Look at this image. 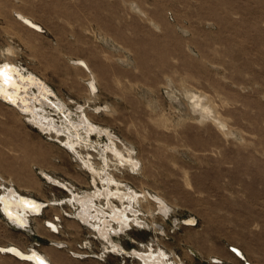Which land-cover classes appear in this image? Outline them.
<instances>
[{"label":"rangeland","instance_id":"rangeland-1","mask_svg":"<svg viewBox=\"0 0 264 264\" xmlns=\"http://www.w3.org/2000/svg\"><path fill=\"white\" fill-rule=\"evenodd\" d=\"M16 11L43 30L25 25ZM8 56L71 109L84 105L119 136L124 152L133 147L139 174L115 171L119 160L110 153L115 175L172 205L168 216L156 210L150 227L134 225L116 236L130 252L162 247L180 264H245L233 245L252 264H264V0H0V60ZM77 58L88 60L98 76L99 95L90 101L89 72L74 64ZM195 95L202 108L213 110L212 120L201 121ZM96 106L106 112L94 113ZM29 116L0 97V193L12 184L61 202L70 190L45 178L42 168L76 191L94 190L91 173L73 151L65 152L64 142ZM217 118L224 128L213 123ZM94 139L109 142L106 136ZM142 202V215L152 222L149 201ZM72 210L68 203L48 206L30 217L29 228L41 220L59 235L54 245L74 258L143 264L131 253L105 248L101 236L67 214ZM0 215L11 225L0 241L27 230ZM56 217L58 232L46 223ZM69 221L75 227L67 228ZM41 248L34 239L27 249Z\"/></svg>","mask_w":264,"mask_h":264},{"label":"bare ground","instance_id":"bare-ground-1","mask_svg":"<svg viewBox=\"0 0 264 264\" xmlns=\"http://www.w3.org/2000/svg\"><path fill=\"white\" fill-rule=\"evenodd\" d=\"M15 16L30 28L36 30H38L37 28H42L33 17L22 11H16ZM77 60L78 62L74 64L89 72L87 73L89 76V83L87 84L89 97L87 100L90 101L92 95L96 97L99 95L97 92L98 76L88 60L82 58H77ZM6 66L11 76L6 80L0 72V97L12 103L22 113L29 114V121L31 120L41 131L43 130L51 135L52 138L61 140V142L69 146L71 149H65V152L70 153V150L74 152L73 154L77 157L78 164L91 173L92 180L90 182L94 186V190L83 189L76 191V189L71 187V185L75 187L72 182L61 180L46 171L45 168H42L45 178L48 177V180L54 182V184L68 188L70 194L61 202H58L59 198L51 202L49 199H39L30 193H22L19 188L12 184L3 185V191L0 193V209L3 210L4 216L8 221L18 227H25L31 222L30 215L41 216L48 206L68 203L75 208V211H67V214L78 218V220L80 219L94 231L96 230L95 232L105 241V248H110L115 253H131L138 256L143 264H180L179 260L174 259L171 261L168 251L162 247L157 249L147 248L146 250L135 248L133 252H130L120 240H117L119 235L126 233L134 225L150 227L155 220L156 210L164 216H168L170 211H172V205L163 195L159 193L153 194L146 189L140 191L129 182H124L123 178H118L115 175L116 173L113 172L112 164H114V158L110 153H113L114 157L119 160V165H115V171L118 170L121 173V171L129 170L134 174H139L136 171L140 168L138 167L140 158H137L134 148L129 146L127 147V153L124 152L118 145L119 136L112 133L109 127H105L95 121L84 105H79L78 110L76 109L77 111L71 109L65 101L56 96V93L44 80L34 75L35 73L25 72L22 69L23 67L17 64L11 56L0 60V69ZM32 86H36L37 91L36 93L34 91L35 94L31 93ZM54 95L56 96L55 99L53 98ZM195 96L197 98L195 106L200 108L199 111L201 117H203L200 120L204 122L209 120V118L212 120L211 111L213 110L209 108V104H207L208 108L204 106L202 108L201 97L199 95ZM93 111L96 114H101L106 112V109L96 106ZM220 121L219 118L217 120L213 119V123L222 128L223 125L221 123L223 124V122L220 123ZM165 122H167L166 119ZM95 135L99 137L106 136L109 142L102 143V141L95 140ZM116 162L115 164H117ZM121 176H124V174ZM2 177L1 173L0 180ZM25 180L27 181V178ZM142 201H149L147 203L148 210L146 211L151 213L152 222L145 215H142V213H145L142 207L139 206ZM152 205H154V209H152ZM195 221L194 218H191L188 222L194 223ZM51 223L57 227V230L60 229L58 222L51 221ZM12 250L19 255H24L17 249V246L12 248ZM22 251L25 252L24 250ZM48 260L50 261V259ZM246 260L248 259L246 258ZM50 263L52 264V262ZM121 264L127 263L122 262Z\"/></svg>","mask_w":264,"mask_h":264},{"label":"crops","instance_id":"crops-1","mask_svg":"<svg viewBox=\"0 0 264 264\" xmlns=\"http://www.w3.org/2000/svg\"><path fill=\"white\" fill-rule=\"evenodd\" d=\"M63 145L66 146L68 149H71L69 146H67L65 144H63ZM78 222H80V220H78ZM67 223H68V225L66 224L67 228L70 229L71 227H75V222L69 221ZM78 224H80V223H78ZM0 227H3L5 229V230H1V228H0V235L4 231H10L8 229V227H11V225L8 222H6L5 218L1 215H0ZM26 229L27 230L24 231L25 233H23V230H21V231L18 230V232L16 233L17 235L15 234L14 237H10V235H7L4 241H0V246H3V247L17 246V247L21 248V250H24L26 252V250H28L27 248L29 247V244L32 243V241L34 239H37V240H40L42 242V248L40 250H37V251H39V253L43 254L45 257L50 259V262H52V264H69L70 261H85V262H87V261L88 262L98 261L97 258H91V257L90 258H84V259L74 258V257L70 256V254H68V251L64 250L63 248H59L58 246H55L54 243L57 244L58 240H60V239H58L59 235L54 234L53 232L49 231V229L46 226H44V224L41 222V220L37 219L32 228H26ZM1 231H2V233H1ZM72 236H74V235H72ZM73 240H75L74 237H73ZM49 241H52L53 243L49 244L48 243ZM65 242L69 246V241L65 240ZM26 246H28V247L25 248ZM112 253L115 254L114 252H112ZM114 259H115V257H111L112 261ZM98 262L100 264H102L100 261H98ZM0 264H33V263H31L27 260L20 259L17 256L10 254L8 252L0 251ZM110 264H114V263L112 262Z\"/></svg>","mask_w":264,"mask_h":264},{"label":"water","instance_id":"water-1","mask_svg":"<svg viewBox=\"0 0 264 264\" xmlns=\"http://www.w3.org/2000/svg\"><path fill=\"white\" fill-rule=\"evenodd\" d=\"M39 31H42L43 28H37ZM0 72H1V75H3V77L8 80L9 77L11 76L8 71L5 72V68H1L0 69ZM48 226H51L53 228V230L57 231V227L53 226L52 223H50L49 221L46 222ZM24 228H29V225L25 226ZM60 242H57V244H59ZM63 245V244H61ZM12 248H16V246H8V247H3V246H0V251L2 252H8L10 254H13L15 256H17L18 258L20 259H23V260H29V261H32L34 262L35 264H51L50 261L44 257L43 254L39 253L37 250L35 249H31L27 252H23L19 247H17V249H19L24 255H19L17 254L15 251L12 250ZM230 248L238 255L240 256L244 261H245V264H252L250 261L246 260V257L244 256V254L242 253V250L238 247H235L233 245L230 246ZM74 255L76 256H86L85 254H80V253H76V252H73ZM96 255V254H95ZM100 258H102V256H100ZM215 261H219V262H222L223 260L222 259H213Z\"/></svg>","mask_w":264,"mask_h":264},{"label":"flooded vegetation","instance_id":"flooded-vegetation-1","mask_svg":"<svg viewBox=\"0 0 264 264\" xmlns=\"http://www.w3.org/2000/svg\"><path fill=\"white\" fill-rule=\"evenodd\" d=\"M68 189V188H67ZM69 190V189H68ZM1 210V209H0ZM2 211V214L4 215V212H3V210H1ZM32 215H30V217H31ZM50 223H51V221L50 220H48ZM31 222H29V224H30ZM29 224H27V225H29ZM87 224V223H86ZM88 225V224H87ZM89 226V225H88ZM137 226V225H136ZM90 227V226H89ZM20 228H24V227H20ZM133 228V227H132ZM92 229V228H91ZM93 230V229H92ZM96 231V230H95ZM95 231H94V233H95ZM56 232H58V230L56 231ZM94 235V234H93ZM96 235H97V233H96ZM100 236V235H99ZM102 240H103V238H102ZM101 240V241H102Z\"/></svg>","mask_w":264,"mask_h":264},{"label":"built area","instance_id":"built-area-1","mask_svg":"<svg viewBox=\"0 0 264 264\" xmlns=\"http://www.w3.org/2000/svg\"><path fill=\"white\" fill-rule=\"evenodd\" d=\"M60 218H58V217H56V222H59L60 220H59ZM58 226L60 227V224H58ZM53 229V228H52ZM53 231H55V230H53ZM103 258V257H102Z\"/></svg>","mask_w":264,"mask_h":264},{"label":"snow or ice","instance_id":"snow-or-ice-1","mask_svg":"<svg viewBox=\"0 0 264 264\" xmlns=\"http://www.w3.org/2000/svg\"><path fill=\"white\" fill-rule=\"evenodd\" d=\"M7 71V66L5 67V72ZM14 251V250H13ZM18 254V253H17Z\"/></svg>","mask_w":264,"mask_h":264}]
</instances>
